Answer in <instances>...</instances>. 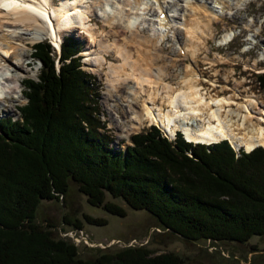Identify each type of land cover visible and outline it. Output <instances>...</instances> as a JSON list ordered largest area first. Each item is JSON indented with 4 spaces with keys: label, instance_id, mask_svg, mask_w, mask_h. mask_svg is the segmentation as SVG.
Here are the masks:
<instances>
[{
    "label": "trees",
    "instance_id": "trees-1",
    "mask_svg": "<svg viewBox=\"0 0 264 264\" xmlns=\"http://www.w3.org/2000/svg\"><path fill=\"white\" fill-rule=\"evenodd\" d=\"M63 41L58 68L47 41L34 45L41 69L24 84L26 103L16 119H0V264H186L179 252L156 254L145 245L97 246L92 259L80 257L73 241L36 218L41 199L65 203L70 179L90 205L126 216L127 207L106 201L109 194L187 241L242 244L264 235V148L236 155L227 141L189 144L178 135L172 143L154 126L133 135L123 152L113 149L99 83L82 69V42ZM258 82L264 87V73Z\"/></svg>",
    "mask_w": 264,
    "mask_h": 264
},
{
    "label": "bare ground",
    "instance_id": "bare-ground-1",
    "mask_svg": "<svg viewBox=\"0 0 264 264\" xmlns=\"http://www.w3.org/2000/svg\"><path fill=\"white\" fill-rule=\"evenodd\" d=\"M32 1L36 0H0V95L8 93V100L19 97L23 78L28 75L25 68L30 60L29 42L33 43L46 34L53 35L51 11L58 19L64 18L61 23L66 27L64 32L80 27L90 36L87 37L88 48L82 51L86 56L84 60L94 71L104 69V64H108L113 78L109 81L111 91L128 90L125 100L130 104L123 105L132 107L130 113H136L135 122H139L135 130L146 121L149 125L158 124L169 137L180 129L190 142L214 144L227 139L235 148L245 151L264 146V110L255 111L260 107L258 99L203 92L201 73L191 63L171 71L184 58L193 62L202 50L208 52L207 44L217 34L214 24L221 21L224 14L239 10L243 2L251 0H211L210 3L208 0H42L43 6L36 2L33 5ZM107 2L115 4L114 12L106 9L104 4ZM52 3L56 6L50 7ZM97 6L103 10L105 26L111 28L108 33L89 24L94 21L90 15L93 16ZM178 6L180 14L172 12L166 19L159 17L160 13L175 11ZM39 17L47 20L49 27H45ZM76 24L79 27H74ZM118 26L122 27L121 32H116ZM63 33L59 32L60 39ZM230 33L233 31L226 30L218 45L232 41L235 33ZM113 34L115 41L111 42ZM167 37L177 44L185 39L178 52L168 57L162 45ZM246 40L253 41L250 36ZM250 48L245 47L242 51L245 53ZM181 49L184 50L183 56L180 55ZM110 53L117 56L115 60L119 64L108 62ZM224 59L226 56L218 54L216 62H209L217 66L226 63ZM174 77L178 80L175 84L169 81ZM112 96L109 92L107 98L112 99ZM145 96L148 98L143 101V109L139 104L137 111L134 104ZM243 99L245 101H241ZM5 100L0 99V103ZM133 129L130 125L123 127L121 134L127 135Z\"/></svg>",
    "mask_w": 264,
    "mask_h": 264
},
{
    "label": "rangeland",
    "instance_id": "rangeland-1",
    "mask_svg": "<svg viewBox=\"0 0 264 264\" xmlns=\"http://www.w3.org/2000/svg\"><path fill=\"white\" fill-rule=\"evenodd\" d=\"M108 3L109 2L105 3L104 6L107 7L106 9H108L109 12H114L115 4H112L113 2ZM241 6L242 7L237 11L231 10L232 12L224 14L221 18L222 20L214 24V27L216 26L215 32L217 34L209 40L207 44L208 52H205L206 50H202L193 62H191L192 60L189 62L188 59L184 58V60L182 62H178L176 68H172L171 71L179 70L180 68H184L185 64L187 65L188 63H191L199 70H197V72L201 73L202 80H200V84L203 87V92H209L210 94L219 93L221 96L234 94L238 96L242 95L243 98L252 96L253 99L255 98L260 101L259 109H255V111L260 112L261 110H264V87H259L256 79L257 74H246V72H244V64L247 63V59H249L251 55L253 56V52H258L259 48L256 46L255 49L250 51L248 54H242L243 49H241V46H245V36L247 35V31H245L243 26L250 22L251 19L255 20V23H257V19L264 18V0H251L249 3L246 4L245 2V4H242ZM179 7L180 6H178L177 10H175L176 12L174 11L177 14L180 13ZM99 9L100 12L97 11ZM94 11L95 13L93 16L90 15L91 19L94 20L89 23L90 26L99 31L105 30L107 33L110 32L111 28L105 26L102 19V15L104 13L101 6L95 7ZM236 12H238L237 15ZM40 21L42 22L41 19ZM79 29L80 28L74 29L70 33L67 31L64 33L73 37L75 36L77 39L81 40V42H83L82 51L84 50L85 52L88 48L87 43H89V41L87 36L81 31L84 33L86 32L82 28L81 30ZM116 30V32H121L122 27L118 26ZM226 30L229 32L233 31V33H241L240 35H237L232 42H229L227 45L220 48L218 47V41H220L221 36ZM233 33H230V35ZM261 34L262 36L260 38H263L264 30ZM122 38L123 37L121 35V41ZM38 40L44 41V37L41 39L39 38ZM110 40L111 42L115 41L114 34L110 37ZM168 40L162 44L163 47L166 48V55H164L167 57L173 52H178L177 50L179 45L183 44L185 39L181 40L180 44H177V41L175 40ZM28 45V54L32 55V42H29ZM82 51L80 56H84L81 60L83 62V68L87 69L88 72L93 73L96 79L95 83L100 84V98H98V106L102 111H105L103 113L104 115L101 116V119H106L108 125L107 127L110 130L108 133L113 135L114 140L116 141L119 139V141L124 142L126 139L128 140V138L124 137L121 132L123 127H128L127 123L129 121V113L132 110V107H130V109L129 107L123 105L124 103H126V105L130 104L125 100L126 96L129 95L128 90L126 91V89H120L117 91L118 93L111 91L109 81L113 78L110 76L108 64H104V69L94 71L91 69L90 63L88 65L87 61L84 60L86 56ZM218 52L226 56V59H224L226 60V63H221L217 66L213 63H208L209 60H216ZM110 54L111 56L107 58V60H109L108 62L119 64L120 62L115 60L117 59V56L114 55V53ZM206 56L209 58L208 61L206 60ZM12 60L16 61L15 59ZM25 69H27L26 72L28 71V75L24 78L27 79L28 77H35V74L40 68L39 64L33 61L31 68L26 67ZM174 78L169 81L175 84L178 80L177 78ZM129 85H132V81ZM109 92L113 95L112 99L107 98ZM145 97L146 98H143L138 103L136 102V104H134L136 110L139 107V104L141 106V110L143 109V101L147 100L148 96ZM13 101H15V99L5 100L3 103H0V117L6 114L14 118L18 116V107H15V104L16 102L23 104L25 103V100H16L15 104L12 103ZM241 101H245V99ZM158 105L159 107L162 106L160 102ZM114 113H117V118L114 117ZM260 117L263 116L261 115ZM145 126L146 127L137 131H141L143 129L146 130L150 127L147 124H145ZM100 131L102 132V129H100ZM114 140L110 143L115 142ZM68 191L69 193H67L68 196L65 197V203H63L61 199L53 201L41 199L40 205L37 209L36 218L37 220H40L42 224H45L47 220L50 224L54 225L51 230L55 232V237L59 236L62 238V233L66 231L73 233L76 237H78L79 234L86 237L87 240L81 239V241L76 242L79 246V256L82 258L92 259L95 257L97 252L93 249V245L96 244H98L96 247L99 246L101 249L108 247V250L110 251L119 250L127 244L132 245V247L140 245L148 246L149 248L154 249L156 254H160L161 252H179L185 259L186 264H264V235L254 236L251 240L243 242L242 244L236 243V241L211 242L209 239L201 240L197 243L189 240L187 241L182 239V236H178L176 234L174 235L170 233L169 230L158 227L154 217H152L149 213L142 210H133L122 200H115L109 194L106 195V201H113L119 205L127 207L126 216L118 217L115 216V214L104 211L101 206L90 205L86 196L82 194V192L80 193L77 191V186L71 179L69 180ZM84 213L88 214V216L92 218L107 220V225L101 226L96 223L88 224L87 220L84 219ZM64 217H69L74 220L81 219L83 222L82 230L76 231L72 225L64 221ZM113 239L118 242L115 244L112 243ZM110 243L112 244L107 246Z\"/></svg>",
    "mask_w": 264,
    "mask_h": 264
},
{
    "label": "built area",
    "instance_id": "built-area-1",
    "mask_svg": "<svg viewBox=\"0 0 264 264\" xmlns=\"http://www.w3.org/2000/svg\"><path fill=\"white\" fill-rule=\"evenodd\" d=\"M62 237H68V238H70L73 242H74V244H78V243H76V242H79V241H81V239H83V240H87V238L86 237H83V235L82 234H79V236L78 237H76V235H73V233H70V232H64V233H62ZM73 239H72V238Z\"/></svg>",
    "mask_w": 264,
    "mask_h": 264
}]
</instances>
